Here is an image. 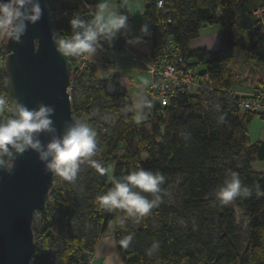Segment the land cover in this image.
Masks as SVG:
<instances>
[{
  "label": "trees",
  "instance_id": "trees-1",
  "mask_svg": "<svg viewBox=\"0 0 264 264\" xmlns=\"http://www.w3.org/2000/svg\"><path fill=\"white\" fill-rule=\"evenodd\" d=\"M83 1L86 5L95 2ZM261 1L165 0L164 14L156 7V0H145L143 18L149 35L143 38L150 58L157 56L165 35L170 36L175 54L202 62V72L195 74L197 78L208 74L213 94L218 96L217 110L204 108L200 95L177 93L162 108L156 103L151 115H144L137 123L135 115L123 112L130 104L126 91H109L92 65L79 70L76 58L69 57L74 118L93 124L96 119L90 117V111L99 98L104 100L100 111L118 115L113 126H106V131L97 135L99 152L94 159L109 171L100 175L88 164L81 195L53 173L46 211L39 213L32 226L35 248L30 264H90L88 256L108 233L124 264H264V196H257L255 191L256 185L264 191V172L253 171L250 166L264 158V143H250L247 134L252 118H264V114H240L223 93L231 88L236 47L248 61L264 63V31L253 14L264 5ZM47 6L52 12L67 9L82 19L92 17L80 0H49ZM115 6L128 14L126 5L117 2ZM71 19L54 18L55 32L61 38L70 33ZM166 19L168 22L163 23ZM215 24L222 31L223 48L213 52L191 49L190 41L199 36L201 28ZM121 37L120 33L116 36ZM4 42L0 46V97L6 95L13 102ZM112 47L113 42L104 49ZM0 115L9 114L5 111ZM140 169L165 177L160 186L162 202L139 222L129 218L121 226L116 219L122 211L101 210L96 198L112 186L111 177L122 178ZM233 172L239 174L243 186L253 189L252 195L221 203L216 191ZM171 184L177 199L173 205L166 202ZM144 195L151 199V194ZM237 205L243 208V223L236 219ZM56 213L60 214L58 219ZM128 235L132 240L125 249L118 242ZM154 242L158 247L148 256Z\"/></svg>",
  "mask_w": 264,
  "mask_h": 264
},
{
  "label": "clouds",
  "instance_id": "clouds-1",
  "mask_svg": "<svg viewBox=\"0 0 264 264\" xmlns=\"http://www.w3.org/2000/svg\"><path fill=\"white\" fill-rule=\"evenodd\" d=\"M42 14L40 0H0V37L19 43L28 25L38 22ZM128 20L129 15L119 11L110 0H98L91 19H82L78 13H74L69 21L70 33L63 38L53 34L55 50L63 57L93 58L104 50L105 45L111 47L118 33L123 35L127 32ZM139 31L140 35L126 39L128 45L142 43L143 37L149 35L148 25H142ZM110 69L112 72L118 70L117 67ZM151 107L150 100L141 98L136 105L137 123L144 119V109ZM6 109L7 101L0 99V113ZM53 113V107L43 103L35 108L17 103L9 115H0V171L11 173L16 157L32 151L45 171L69 183L76 181L80 165L85 162L100 175L106 174L109 169L99 159H94L99 152L97 132L86 120H74L62 135H52L46 144L41 142V133L52 134L56 131ZM164 182L165 177L159 172L144 169L122 178L113 176L112 186L96 198V203L99 209L107 212L121 210L123 214H118L116 219L121 226L129 218L139 222L162 202L160 186ZM255 191L257 196H264L259 185H256ZM252 192V188L242 185L239 174L233 172L216 191V198L226 204L238 197H248ZM145 193L151 194V199ZM131 240L132 236L128 235L118 242L119 246L127 249ZM157 247L158 242H154L147 255L152 256ZM107 264H112L111 258Z\"/></svg>",
  "mask_w": 264,
  "mask_h": 264
},
{
  "label": "water",
  "instance_id": "water-1",
  "mask_svg": "<svg viewBox=\"0 0 264 264\" xmlns=\"http://www.w3.org/2000/svg\"><path fill=\"white\" fill-rule=\"evenodd\" d=\"M40 0L43 14L30 24L19 43L5 39V69L13 104L35 108L50 105L55 133L40 134L42 143L60 136L76 120L69 94L72 66L59 55L53 42L54 21ZM53 173L45 171L32 151L17 156L11 173L0 171V264H30L35 248L32 230L36 212L46 211Z\"/></svg>",
  "mask_w": 264,
  "mask_h": 264
},
{
  "label": "crops",
  "instance_id": "crops-1",
  "mask_svg": "<svg viewBox=\"0 0 264 264\" xmlns=\"http://www.w3.org/2000/svg\"><path fill=\"white\" fill-rule=\"evenodd\" d=\"M97 2L98 0H95L92 5H87L89 9L88 11L91 15L95 10V5ZM117 2H121L128 8V30L123 35H121V38L129 49V52L121 55L120 52L112 47L110 49L99 51L93 58H89L87 56L86 58L88 64L94 67L98 79L105 80L107 89L109 91L120 88L127 92L129 95L130 104L123 110V112L132 113L135 115L138 111L136 105L141 100V98H147L148 100L151 99L149 92L146 90L148 83L145 84V81L149 82L150 79L149 73L146 70V63L150 61V48L144 38L142 43L134 46L128 45L126 43V39L140 35L139 30L141 26L145 24V20L143 18L145 0H110V3L114 5H116ZM261 2L264 4L263 0ZM194 39L190 41L191 49L203 48L207 51L213 52L223 48L217 46L220 42V36H217L215 39H213V43H199L194 41ZM132 53H135L139 59H134L131 56ZM110 67H117L118 70L112 72ZM202 70V62L196 63L195 71L202 72ZM263 73L264 63H257L252 67L249 66V71L248 73H245L244 79L250 86H246L245 88L233 87L231 83V88L229 90L242 93L257 91L260 89L264 90V84L261 80ZM144 111L145 115H147V108L144 109ZM243 113L244 112L240 111V114ZM258 114H264V110L258 112ZM256 116L264 121V118H261L260 115ZM248 125L247 134L250 143H264V125L261 128V132L255 139H251L250 132L248 131ZM250 166L253 171L264 172V158L252 161ZM237 209L239 210L240 214H243V208L241 205H237L236 211ZM110 258L112 260V264H124L120 254L115 248L112 235L108 233L98 242L90 264H107Z\"/></svg>",
  "mask_w": 264,
  "mask_h": 264
},
{
  "label": "built area",
  "instance_id": "built-area-1",
  "mask_svg": "<svg viewBox=\"0 0 264 264\" xmlns=\"http://www.w3.org/2000/svg\"><path fill=\"white\" fill-rule=\"evenodd\" d=\"M85 9L88 6L83 0H80ZM164 1L156 0V7L160 8L163 13ZM52 19L61 17H72L67 9H60L54 12L50 11ZM163 14V15H164ZM253 14L259 19L261 28L264 31V5L253 10ZM168 20H163L167 23ZM113 47L124 55L129 52L125 43L116 38L113 40ZM174 42L172 38L165 35L162 43L158 48V53L155 58H150L146 63V70L149 73L150 79L147 84L146 90L151 96L152 107L147 109V115H151L155 104L158 103L160 108L166 106L171 98H174L177 93H188L191 96H199L200 103L204 108L217 110L220 107L218 96L213 94L214 88L208 82L209 77L207 73H203L200 78L195 74V65L199 61L196 58L184 59L182 56L175 54ZM134 59L139 57L132 53ZM88 64L86 56L76 58V66L80 70ZM262 83L264 84V73L262 74ZM70 90V86L68 91ZM224 97L233 104L239 111L258 113L264 110V90L251 91L247 93L236 92L233 90H224ZM0 99L7 101V109L5 110L10 114V110L15 107L6 95H2ZM90 255L88 256V258Z\"/></svg>",
  "mask_w": 264,
  "mask_h": 264
},
{
  "label": "rangeland",
  "instance_id": "rangeland-1",
  "mask_svg": "<svg viewBox=\"0 0 264 264\" xmlns=\"http://www.w3.org/2000/svg\"><path fill=\"white\" fill-rule=\"evenodd\" d=\"M217 36H220V42L217 46L219 47H223L224 43H223V37H222V31L219 27V25L215 24V25H206L204 27L201 28L200 32H199V36L196 37L194 39V41L196 42H208V43H213V39H215ZM6 37H0V46L2 45V43L5 41ZM119 52V51H118ZM257 63L248 61L243 53V51L239 48L236 47L235 51H234V62H233V67H232V86L233 87H242L245 88L246 86H250L246 83L245 79H244V75L245 73H248L249 71V66H253ZM70 93V90H69ZM77 97L79 96L78 93ZM8 98V97H7ZM103 102L104 100L99 98L97 100V104L96 106L90 111V117L96 119L95 122H93V124H91L90 126L97 132V135L99 132L103 133L106 131V126H113L116 121L118 120V115L113 113V112H109V111H100L99 107L103 106ZM137 114H135L136 116ZM264 125V121L261 120L258 116H255L249 123L248 125V131L250 132V137L251 139H255L257 138V136L259 135V133L261 132V128ZM88 170V163L85 162L83 164L80 165V171L78 173L77 179L75 182L69 183L73 189L75 190V192L78 195H81L82 191H83V180L85 177V173ZM177 181V180H176ZM174 184H171L167 190V194H166V202L168 204H175L176 203V193L174 190ZM39 213L36 212L34 214L33 217V222H32V226L33 224L39 219ZM60 217L59 213L55 214V218L58 219ZM236 219L238 222L243 223L244 219H243V215L239 213V210L237 209L236 211ZM244 226V224H243ZM55 231L58 234L59 238L61 237V232L59 231L57 225L55 227ZM35 238V237H34ZM92 256L89 257V261L92 260Z\"/></svg>",
  "mask_w": 264,
  "mask_h": 264
}]
</instances>
